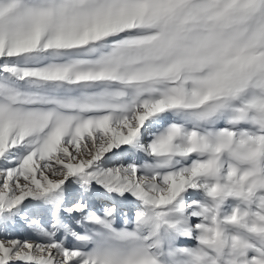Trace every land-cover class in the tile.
I'll list each match as a JSON object with an SVG mask.
<instances>
[{
	"label": "snow or ice",
	"instance_id": "snow-or-ice-1",
	"mask_svg": "<svg viewBox=\"0 0 264 264\" xmlns=\"http://www.w3.org/2000/svg\"><path fill=\"white\" fill-rule=\"evenodd\" d=\"M0 264H264V0H0Z\"/></svg>",
	"mask_w": 264,
	"mask_h": 264
}]
</instances>
